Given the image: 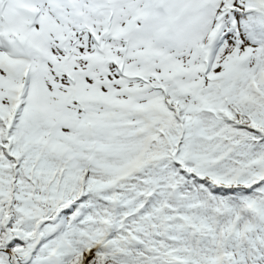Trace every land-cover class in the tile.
I'll use <instances>...</instances> for the list:
<instances>
[{
  "label": "snow or ice",
  "instance_id": "snow-or-ice-1",
  "mask_svg": "<svg viewBox=\"0 0 264 264\" xmlns=\"http://www.w3.org/2000/svg\"><path fill=\"white\" fill-rule=\"evenodd\" d=\"M0 264H264V0H0Z\"/></svg>",
  "mask_w": 264,
  "mask_h": 264
}]
</instances>
